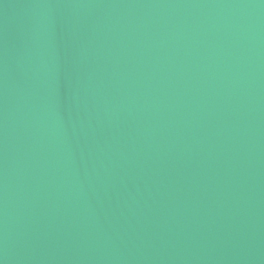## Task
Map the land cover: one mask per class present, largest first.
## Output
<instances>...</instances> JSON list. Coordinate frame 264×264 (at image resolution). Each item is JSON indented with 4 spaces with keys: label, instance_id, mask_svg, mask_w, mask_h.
<instances>
[{
    "label": "water",
    "instance_id": "obj_1",
    "mask_svg": "<svg viewBox=\"0 0 264 264\" xmlns=\"http://www.w3.org/2000/svg\"><path fill=\"white\" fill-rule=\"evenodd\" d=\"M0 264H264V0H0Z\"/></svg>",
    "mask_w": 264,
    "mask_h": 264
}]
</instances>
